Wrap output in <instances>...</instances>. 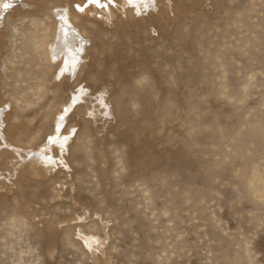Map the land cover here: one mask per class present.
<instances>
[{
  "label": "rangeland",
  "instance_id": "374dc122",
  "mask_svg": "<svg viewBox=\"0 0 264 264\" xmlns=\"http://www.w3.org/2000/svg\"><path fill=\"white\" fill-rule=\"evenodd\" d=\"M29 1L0 23V264H264V0H114L56 82L68 0Z\"/></svg>",
  "mask_w": 264,
  "mask_h": 264
},
{
  "label": "bare ground",
  "instance_id": "6f19581e",
  "mask_svg": "<svg viewBox=\"0 0 264 264\" xmlns=\"http://www.w3.org/2000/svg\"><path fill=\"white\" fill-rule=\"evenodd\" d=\"M156 1L157 0H121L122 3L120 9L124 11L126 7L133 5L134 9L140 13L142 8H154L156 6ZM16 2L24 6L31 5V1L29 0H0V23H4L3 15L6 14L8 9L12 11L11 7ZM4 5H8V7L6 8ZM112 6H116L114 0H95V2L94 0H68L61 4V6L57 5L55 7L54 15L56 17L57 26L55 29L54 39L48 46L47 55L49 60L53 63V65L50 66L51 73L49 80L56 82L59 78L61 80L64 79L66 73L72 75L76 74L77 68L82 60V53L86 50L85 45L87 42L85 32H81L79 25L91 23V19L88 16L89 12H99L98 9L101 8L102 13H110ZM1 31L2 30L0 29V33ZM83 91L84 88L80 87V89L72 95V99L69 104L67 103L63 105L62 109L58 111L54 122V129L51 135L48 136L47 145L44 147L45 149L41 148V150H38L35 154L34 150L28 153L27 157L32 159V163H39L45 166L56 164V161L53 159L51 154V148L55 145L58 147L59 151H64L72 131L66 133V129L62 127L65 122L66 115L74 103L80 99V95ZM2 114L4 116L0 119V140L4 141L6 138L4 133V123L8 119L10 112ZM18 156L19 155H17V157ZM20 157L21 156L18 157V160ZM59 159L61 160V157Z\"/></svg>",
  "mask_w": 264,
  "mask_h": 264
},
{
  "label": "snow or ice",
  "instance_id": "6c2138e0",
  "mask_svg": "<svg viewBox=\"0 0 264 264\" xmlns=\"http://www.w3.org/2000/svg\"><path fill=\"white\" fill-rule=\"evenodd\" d=\"M94 2H95V0H94ZM4 7H6V8H7V7H8V5H4Z\"/></svg>",
  "mask_w": 264,
  "mask_h": 264
}]
</instances>
